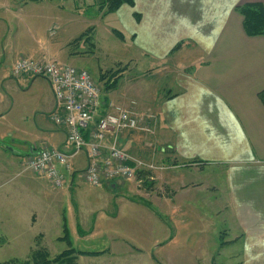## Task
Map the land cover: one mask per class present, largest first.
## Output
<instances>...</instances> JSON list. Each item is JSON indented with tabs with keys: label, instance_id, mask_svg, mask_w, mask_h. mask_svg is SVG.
I'll use <instances>...</instances> for the list:
<instances>
[{
	"label": "rangeland",
	"instance_id": "obj_1",
	"mask_svg": "<svg viewBox=\"0 0 264 264\" xmlns=\"http://www.w3.org/2000/svg\"><path fill=\"white\" fill-rule=\"evenodd\" d=\"M101 2L0 0V202L20 212L36 207L38 216L43 217L37 224L31 222L33 228L21 221L0 229V264L30 261L32 253L39 249L53 259L70 247L79 252H103L97 257L76 256L75 264H234L243 241L229 247L231 242L225 237L231 225V210H224L230 203L229 166L205 169L202 176L207 186L213 185L219 192L213 195L205 191L196 200L191 194L189 207L181 209L179 204L178 208H170L173 203L166 199L171 191L155 172L124 181L129 182L128 191L108 193L83 182L77 171L78 157L72 164L76 171L73 189L68 188L67 178L63 189L54 190L45 177L27 171L18 157L19 144L29 141L24 135L38 132V123H43V128L38 127L43 133L54 127L47 115L52 101L47 83L40 78H11L10 69L21 55L26 56L27 47L38 56L47 53L51 59L46 61L86 70L100 87L102 102L135 114L140 127L151 126L148 112H154L153 94L171 80L149 79L141 72L150 63L128 37L127 23L125 27L119 14L98 16ZM114 32L122 34L123 40ZM14 59L17 61L12 65ZM109 71H124L115 89L107 88L112 82L107 84ZM40 137L30 140L45 145ZM140 160L161 167L158 161ZM179 171L187 179L197 178L194 172ZM19 173L24 174L17 176ZM206 175H214L213 181ZM35 191L37 199L31 197ZM139 195L145 202L137 206L134 197ZM215 196L218 198L214 200ZM220 210L221 214H217ZM63 218L70 247L56 240L63 236ZM77 227L85 235L81 236Z\"/></svg>",
	"mask_w": 264,
	"mask_h": 264
},
{
	"label": "crops",
	"instance_id": "obj_2",
	"mask_svg": "<svg viewBox=\"0 0 264 264\" xmlns=\"http://www.w3.org/2000/svg\"><path fill=\"white\" fill-rule=\"evenodd\" d=\"M247 4L264 8V0H134L133 8L123 6L115 13L125 27L127 23L128 37L150 63L141 72L149 79L171 80L153 94L154 112L148 116L155 133H124L118 143L132 157L164 166L165 171L155 174L171 191L166 199L173 203L170 208H178V204L181 209L188 208L191 194L195 200L205 191L217 194L218 188H209L202 173L210 166H229L230 203L224 210H231V225L225 237L231 242L229 247L243 241L234 264H264V108L258 98L264 90V37L245 35L243 18L236 8ZM26 50L21 58L51 59L47 53L38 56L29 52V47ZM53 109L52 98L47 115ZM42 124L36 127L40 133L24 135L29 141L19 144L17 155L22 161L32 147L42 145L30 140L38 136L51 149L69 150L63 129L54 126L43 133L39 129ZM77 164V171L85 167L84 154ZM178 170L194 172L197 178L187 179ZM213 176L206 178L213 181ZM74 178L68 181L70 190ZM127 183H103L98 188L108 193L124 192L128 191ZM37 192L31 197L37 199ZM136 198L137 206L143 205L145 200L140 195ZM20 210L0 202V229L21 221L33 228V220L36 224L42 221L36 207Z\"/></svg>",
	"mask_w": 264,
	"mask_h": 264
},
{
	"label": "built area",
	"instance_id": "obj_3",
	"mask_svg": "<svg viewBox=\"0 0 264 264\" xmlns=\"http://www.w3.org/2000/svg\"><path fill=\"white\" fill-rule=\"evenodd\" d=\"M10 73L14 79H43L51 90L55 106L50 120L64 130L69 150L64 152L47 145L32 147L24 158V166L35 176L45 177L52 189H63L72 175L73 161L81 154L85 155L86 166L80 177L94 188L164 170L132 157L119 146L122 134H151V128L140 127L137 116L124 108L112 103L104 105L100 87L86 70L54 61L20 59Z\"/></svg>",
	"mask_w": 264,
	"mask_h": 264
},
{
	"label": "trees",
	"instance_id": "obj_4",
	"mask_svg": "<svg viewBox=\"0 0 264 264\" xmlns=\"http://www.w3.org/2000/svg\"><path fill=\"white\" fill-rule=\"evenodd\" d=\"M29 1L38 3V2H42L43 0H29ZM123 6L133 8L134 0H102L100 7H99V11L100 12L103 11V16L112 15V14L117 13ZM102 8L104 9L102 10ZM236 12L239 15H241V17L243 18V23H242L243 30L247 37H250V38L264 37V8L262 5L260 4L243 5V6L236 8ZM134 17L135 19L138 18L136 14H134ZM92 31L93 29L91 30V32ZM114 35L120 40H123V36L120 33L114 32ZM121 72H124V71H116V72L109 71L108 72L110 76L108 78L109 81L107 84H109V82L112 81L107 86L108 89L116 88L118 81L121 78ZM103 79H104V76L100 78V80H103ZM258 98L264 108V90H262L258 94ZM104 105H107V103L104 102ZM77 229H78V233L81 236L85 235L84 233H82L79 227H77ZM62 234H63L62 238H59L57 240L67 243L68 246L70 247L68 230L66 228L64 218H63ZM39 239H41L40 236H39ZM102 254L103 252H99V253L98 252H95V253L79 252V251H75L74 249L70 247L67 251L61 253L60 255L56 256L53 259H50L46 251L39 249L32 253L30 261H26L23 263H18L16 261H8L2 264H75V261L77 258L76 256L97 257Z\"/></svg>",
	"mask_w": 264,
	"mask_h": 264
}]
</instances>
